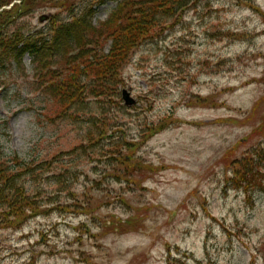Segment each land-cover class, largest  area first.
Listing matches in <instances>:
<instances>
[{
    "label": "rangeland",
    "instance_id": "obj_1",
    "mask_svg": "<svg viewBox=\"0 0 264 264\" xmlns=\"http://www.w3.org/2000/svg\"><path fill=\"white\" fill-rule=\"evenodd\" d=\"M97 1L74 0L70 12L45 3L16 27L40 30ZM186 3L179 22L133 53L98 143L87 117L50 118L29 56L0 69L3 151L44 164L18 180L43 212L0 223V264H264V170L243 189L228 182L225 162L229 151L232 162L263 146L254 131L264 116V18L251 4L264 13V0ZM115 7L97 6L94 22ZM124 89L137 100L131 109ZM129 221L137 231L116 230Z\"/></svg>",
    "mask_w": 264,
    "mask_h": 264
},
{
    "label": "trees",
    "instance_id": "obj_2",
    "mask_svg": "<svg viewBox=\"0 0 264 264\" xmlns=\"http://www.w3.org/2000/svg\"><path fill=\"white\" fill-rule=\"evenodd\" d=\"M13 0H2L0 9ZM11 9L0 11V69L22 64L26 55L34 65V78L38 89L46 98L50 114L58 120L68 119L89 124L88 135L92 143L105 139L110 130L109 122L115 121L113 105L120 95L122 72L132 54L142 44L158 38L165 26L177 20L187 8L186 0H98V6L108 2L116 4L108 19L95 24L96 6H88L80 17L70 16L68 21L56 16L49 27L35 31L17 28L19 19L35 12L51 0H21ZM58 8L70 12L74 0H56ZM251 6L264 13L254 4ZM1 87V83H0ZM200 101H196L198 104ZM90 106H95L96 111ZM259 109L257 104L254 110ZM254 111V112H255ZM254 135L263 141V146L246 153L240 159H232V151L225 155L230 168V183L243 189L256 178L255 170H264V116ZM165 121L148 127L144 140L163 130ZM143 143L133 141L129 148ZM119 152H123L122 150ZM130 156V155H128ZM127 162V158L123 157ZM43 163H30L19 156H8L0 143V223L15 227L27 218L37 215L42 208L35 197L24 191L18 180L42 172ZM144 167V166H142ZM135 182V181H134ZM117 222L116 230L137 231L138 226ZM111 226V225H109Z\"/></svg>",
    "mask_w": 264,
    "mask_h": 264
},
{
    "label": "water",
    "instance_id": "obj_3",
    "mask_svg": "<svg viewBox=\"0 0 264 264\" xmlns=\"http://www.w3.org/2000/svg\"><path fill=\"white\" fill-rule=\"evenodd\" d=\"M45 20H46L45 17L41 19V21H45ZM122 99L124 101L125 106H127L128 108L135 106L137 103V100L134 99L131 93L129 92V90L126 89L122 91Z\"/></svg>",
    "mask_w": 264,
    "mask_h": 264
}]
</instances>
